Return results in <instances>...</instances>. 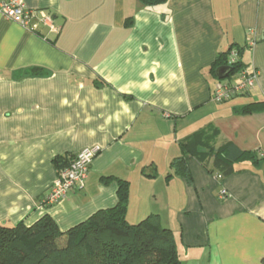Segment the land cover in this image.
Wrapping results in <instances>:
<instances>
[{"label": "crops", "instance_id": "1", "mask_svg": "<svg viewBox=\"0 0 264 264\" xmlns=\"http://www.w3.org/2000/svg\"><path fill=\"white\" fill-rule=\"evenodd\" d=\"M23 2L52 28L0 14V224L48 216L65 232L123 186L128 223L157 215L182 264H264V111L235 112L264 103V0ZM228 50L258 78L217 104L215 84L238 79L215 76ZM228 145L246 155L227 163ZM183 147L190 181L173 167ZM84 149L83 188L46 204L54 159Z\"/></svg>", "mask_w": 264, "mask_h": 264}, {"label": "trees", "instance_id": "2", "mask_svg": "<svg viewBox=\"0 0 264 264\" xmlns=\"http://www.w3.org/2000/svg\"><path fill=\"white\" fill-rule=\"evenodd\" d=\"M138 1L142 8L152 9L168 0ZM228 52L218 56L213 69L228 67ZM231 65V72L243 68L239 61ZM263 111L264 103L259 102L235 112L247 115ZM182 150L173 167L190 181L186 163L191 155L186 147ZM216 154L227 163L234 161V155L237 158L246 155L233 145ZM71 160L55 158L54 165L60 170ZM120 188L116 207L97 211L65 232L48 216L30 226L0 224V264H182L174 235L162 227L157 215H149L137 224L128 223L127 188Z\"/></svg>", "mask_w": 264, "mask_h": 264}, {"label": "built area", "instance_id": "3", "mask_svg": "<svg viewBox=\"0 0 264 264\" xmlns=\"http://www.w3.org/2000/svg\"><path fill=\"white\" fill-rule=\"evenodd\" d=\"M0 14L24 29L29 26L30 20L36 17L43 24L52 28L50 17L36 10H30L23 0H0ZM237 61V53L230 51L227 65L232 66L231 64ZM237 77V81L232 83L218 81L213 87L211 100L217 104L229 102L231 98L253 89V85L258 78L254 69L247 70L244 67L237 71ZM95 153L96 150L94 149H84L73 157L65 168L58 171L54 184L45 198L46 204H55L65 199L68 193L83 188ZM225 195V191L222 190L220 193L221 198L226 197Z\"/></svg>", "mask_w": 264, "mask_h": 264}, {"label": "water", "instance_id": "4", "mask_svg": "<svg viewBox=\"0 0 264 264\" xmlns=\"http://www.w3.org/2000/svg\"><path fill=\"white\" fill-rule=\"evenodd\" d=\"M231 71H232V68L230 66L229 67H219L217 68L215 72V76L219 80H222V79L227 78V76L229 75Z\"/></svg>", "mask_w": 264, "mask_h": 264}]
</instances>
